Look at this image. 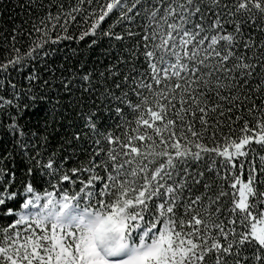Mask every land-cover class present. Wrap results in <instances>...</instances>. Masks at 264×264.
Segmentation results:
<instances>
[{
  "label": "snow or ice",
  "instance_id": "1",
  "mask_svg": "<svg viewBox=\"0 0 264 264\" xmlns=\"http://www.w3.org/2000/svg\"><path fill=\"white\" fill-rule=\"evenodd\" d=\"M57 8L32 24L26 50L13 45L0 71L47 56L46 46L62 40L123 41L112 31L118 23L139 35L130 30L135 17L142 35L128 54L146 68L133 63L127 90L116 83L120 95L106 92L118 101L121 134L102 130L96 112L86 116L94 145L86 161L67 167L68 158L23 141L32 163L19 188L0 167V206L13 205L0 208L13 217L0 230V264H264V75L253 84L257 68L264 73V39H256L264 37V0H75ZM70 22L78 36L68 34ZM0 108L18 115L19 95H0ZM4 115L24 137L17 116Z\"/></svg>",
  "mask_w": 264,
  "mask_h": 264
},
{
  "label": "trees",
  "instance_id": "2",
  "mask_svg": "<svg viewBox=\"0 0 264 264\" xmlns=\"http://www.w3.org/2000/svg\"><path fill=\"white\" fill-rule=\"evenodd\" d=\"M100 2L103 3V0ZM144 2L148 3L149 0ZM74 3L75 0H0V63L14 57L13 45L21 52L26 50L32 37L36 35L32 33L30 37L28 33L32 24L38 23L41 16L49 10L55 14L59 4H63L67 10ZM112 19L114 17L110 14L101 26L106 28ZM141 23V17H135L131 22L130 30L139 34L133 37L126 35L129 29L126 22L116 24L112 31L124 35L123 41L99 37L96 43L92 44L91 36L85 37L83 41L62 40L56 45L46 46L47 56L27 63L22 68L9 66L7 72L0 71V95L12 99L14 94H18L22 109L17 115L15 108L10 110L0 108V167L6 166L15 175L16 188H19L21 181L26 179L24 172L32 163L28 159V155L33 151L31 145L41 147L45 157L55 152L56 159L68 158L67 167L87 160L94 147L92 134L85 127V119L89 113L96 112L100 117L98 124L102 130H111L114 135L122 133L123 129L116 127L119 118L114 113L118 101L114 97H108L106 92L110 90L115 95H120L121 89L115 87L116 83L127 90L123 76L129 73L133 63L138 69L146 68L142 56L138 60H133L128 54V49L140 40ZM79 33L80 28L76 23L70 22L68 34L78 36ZM256 39L259 41L264 37L257 33ZM116 69H119L118 73ZM110 71L116 74H110ZM84 75H89L90 81L83 80ZM262 75L264 73L257 68L253 84ZM30 76L38 78L29 79ZM12 85H15V88ZM256 103L260 104L259 98H256ZM121 107L128 111L125 105ZM7 111L17 116V122L26 134L24 137H19L8 129L10 121L4 115ZM224 123L227 125L228 122L225 120ZM241 123L242 121L236 124L237 129ZM222 131L227 133L228 127L224 126ZM77 133H80L78 140ZM233 135H238V132ZM40 137H46L47 142H40ZM23 141L31 142L29 152H24L20 147ZM246 174L245 172L244 176ZM87 175L88 173H84L82 178H86ZM36 187L40 189V185ZM76 188H79V182ZM8 206L13 205L6 204L0 208ZM11 221H13L11 215L0 211V230Z\"/></svg>",
  "mask_w": 264,
  "mask_h": 264
}]
</instances>
